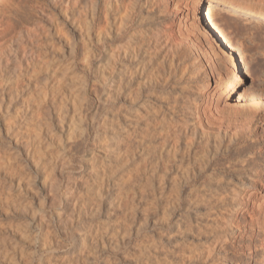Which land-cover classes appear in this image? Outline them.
I'll return each instance as SVG.
<instances>
[{
  "label": "rangeland",
  "instance_id": "rangeland-1",
  "mask_svg": "<svg viewBox=\"0 0 264 264\" xmlns=\"http://www.w3.org/2000/svg\"><path fill=\"white\" fill-rule=\"evenodd\" d=\"M6 2L0 9L13 10L18 23L33 18L38 6L57 13L62 5ZM84 6L81 0L71 9L81 26L76 38L84 40L77 38L74 48L69 46L74 51L52 64L51 80L35 64L40 56L30 55L32 85L24 81L4 101L0 91V264H264V221L249 224L242 217L226 223L227 195L234 187L245 182L264 195V78L252 72L264 67V5L254 3L251 12L220 9L218 52L211 53L217 67L206 87L184 78L172 63L195 62L210 70L201 49L207 41L200 43L199 31L192 32L194 45L176 41L182 31L164 29L153 38L145 28L136 57H142L144 77L136 75L120 101L108 93L105 66L113 49L124 52L129 33L102 43L98 16L84 28ZM197 12L203 18V8ZM194 18L191 13L186 21ZM150 28L156 31L155 25ZM49 38L38 39L34 50L51 46ZM225 40L244 73L229 95L220 78L233 67ZM12 59L0 68L10 76ZM157 80L158 86L150 83ZM198 86L201 97L191 108L186 99ZM137 94L133 103L125 99ZM207 95L209 102L220 103L224 125L208 127L188 154L186 144L163 129L160 116L170 108L176 121L193 124ZM174 143L177 149L170 151ZM215 188L226 197H215L214 206L213 198L196 197ZM189 204L186 215H197L205 226L199 234L189 232V220L181 222Z\"/></svg>",
  "mask_w": 264,
  "mask_h": 264
},
{
  "label": "bare ground",
  "instance_id": "bare-ground-1",
  "mask_svg": "<svg viewBox=\"0 0 264 264\" xmlns=\"http://www.w3.org/2000/svg\"><path fill=\"white\" fill-rule=\"evenodd\" d=\"M6 1L7 0H0V7L2 4H4V2L7 4ZM52 1L62 3L63 5V7H61L62 5H59L58 9L55 8L57 13H52L47 8L38 6L37 8H34L37 10H35L36 13L33 15V18L31 16L29 18L28 15V19L23 22L21 21L20 23H18L19 21L17 22L13 10H9L6 6V8L2 6L0 9V68L8 65L12 58L16 62L14 66L15 75L13 74L10 76L8 73H6V71H0V91H2L1 96H3V101L5 99L4 96L11 92V89H18L20 84L24 81H27L30 85H32L31 82L32 79L34 80V77L31 73L36 74V72L30 68L32 70L31 72V70L27 68L30 66V55H32L33 59L36 58L37 55L40 56L38 59H36L35 64L39 65L40 67H44L43 70L45 69L44 72L47 77L45 79L48 80V78L50 79V77L54 75L52 64H55L58 59L62 60L66 56L68 49L73 52L74 50L71 49V47H73L72 45H74V42L77 41V38L81 37L77 36L76 38L77 33L75 31L77 29L79 30L81 26L79 24L80 22H78V18L74 17V10L71 11V9H73L76 5L81 3V0ZM188 2L189 0H100L99 2L96 0H84V4L86 6H84V28H90L91 25L93 26L96 16H98L99 23L101 25V34L99 35V40L102 41V43L104 41L116 42L118 36L122 35L124 32L129 33L128 45L124 46V52H119L112 48V62L110 65L107 64L105 66V68L107 67L105 71L107 90L112 97L118 98V101H120L121 98H123L122 95L125 90L136 80L134 77L139 74V78L144 77L143 74L145 72V66L141 63L142 57H140L138 60L136 57L137 40L139 44V38L146 34L144 32L145 28L150 31L148 34H153V38L154 36H160L164 29H172L175 34L182 31L179 37L178 35L175 37L176 41L188 40L187 42H191L194 45H196V41H194L192 37V32L195 30L199 31L198 37L201 38L200 43L203 44L204 40L207 41V43L204 44V47L201 46V49L205 52L207 62L210 64V70L198 67L195 62H192L190 65H184L182 61H175L172 59V63L176 65L177 70L181 71L182 74H180L185 76L184 78L190 81L192 79L193 81L203 82V86L206 87L210 77L215 75V68L217 67L211 53L216 55L218 52L217 44L220 41L218 36L220 25L218 16L220 14V9L226 7L230 9L233 8L237 11L251 12L254 3L257 6L264 5V0H210L207 4H204L203 0H191V9L186 10L185 8L181 7L182 4H187ZM56 5L58 4L56 3ZM87 6L91 8L90 13L89 10H87ZM200 8H203V18L202 15L198 17L199 13L197 11L200 10ZM97 9L99 12H97ZM168 11L171 12L170 16L166 14ZM191 13L195 15V18L193 19L192 23H189L186 20ZM149 14H152V17H150L151 21L146 22ZM204 18L206 22H204ZM182 22L184 23L183 27H181ZM81 25H83V23ZM152 25H155L156 31L150 28ZM42 37H54L59 39V41L57 43V41L54 42V40L49 38L52 41L51 46L46 47L42 53L37 52L34 50V46L38 44L36 41ZM80 39L84 40V37ZM86 41H88V39ZM81 42L84 43V41ZM223 42L225 43V46L228 47V49L226 47L225 48L229 51H227V53L230 55V62L233 63L232 71L220 77L223 81L222 84L225 92L224 95H229L231 92L235 91L237 86L240 84L244 73L242 71V67L238 65V61L234 63L233 57L235 56H233V53H231V50H229L231 45L228 44L227 40ZM69 46L71 47L69 48ZM72 52H70L71 55L73 54ZM55 53L56 55L58 54L57 57L54 56ZM37 77L38 76L35 77L36 80ZM150 83H153L156 86L159 85L158 80L153 82L151 81ZM200 88L201 86L196 87L195 91L193 92L192 90L188 89L191 97L186 100L189 102L191 108L193 106L195 107L196 100H199L201 97ZM208 97L209 95L206 96L205 103H203V105H201L197 111L199 115L198 120L193 124L184 125L176 121L177 119L174 116L176 112H173V110L171 111L170 108L163 110V113L160 116V123L163 125V129L169 132L171 137L176 136L178 140H181V142L186 144V150L188 151V154H194L195 151L193 146L195 141L197 142L207 135L208 127H213L214 124H219L221 126L224 125V118L221 112H219L220 103L214 104L212 101L209 102L210 97ZM127 98H130L127 100L130 104L135 100H138L139 95H126L125 99ZM189 111L191 112V110ZM157 117L159 116L157 115ZM190 137H192L193 141L188 140ZM176 149V143H174L171 146L170 151ZM246 184L247 183L245 182H241L240 185L234 187L231 193L227 195L229 196L227 197L229 198V201H227L230 204L229 208H227L228 212L230 213V219H228L226 222L228 226L231 225V221L237 223L242 217L245 220L248 219L250 222L249 224H260L262 221H264L261 202L264 199V195H258V190L260 191L259 187H255V190H253L254 186H247ZM205 194L207 195L200 194L199 197H196L198 200L213 198L214 200L210 201L211 206H214L213 204L216 200L215 197H217V199L220 201H224V197H226V195L217 188L213 189L212 191H206ZM195 206H197V204ZM190 207L191 206L189 204L186 208V212H184L185 217L181 219V222L185 221L186 219L189 220V232L192 233V235L196 232L199 234L200 230L204 229L202 227L205 226L200 223L197 215L191 218L186 215L187 213L189 214ZM201 234L204 235L202 232ZM73 241L74 237L72 239V244H74ZM68 248H71V246Z\"/></svg>",
  "mask_w": 264,
  "mask_h": 264
},
{
  "label": "snow or ice",
  "instance_id": "snow-or-ice-1",
  "mask_svg": "<svg viewBox=\"0 0 264 264\" xmlns=\"http://www.w3.org/2000/svg\"><path fill=\"white\" fill-rule=\"evenodd\" d=\"M181 7L182 8H185L186 10L187 9H191L192 8L191 0H189V2L187 4H182ZM166 14L170 16L171 15V12L168 11V12H166ZM252 72H253V74H259V75H261L262 78H264V67H262L260 69L253 68L252 69ZM250 81H251V76L248 77V82H250ZM244 86H246V85L245 84H242L241 85V88H243ZM222 264H227V262H222ZM240 264H244V262L241 261ZM249 264H255L254 260L251 261V262H249Z\"/></svg>",
  "mask_w": 264,
  "mask_h": 264
}]
</instances>
